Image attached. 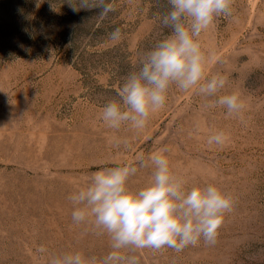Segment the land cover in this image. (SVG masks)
<instances>
[{"label": "rangeland", "instance_id": "obj_1", "mask_svg": "<svg viewBox=\"0 0 264 264\" xmlns=\"http://www.w3.org/2000/svg\"><path fill=\"white\" fill-rule=\"evenodd\" d=\"M115 11H74L80 0H0V264H49L80 252L98 259L107 234L72 221L69 197L96 171L136 162L128 187L152 179L137 158L167 149L174 175L188 188L217 186L233 198L213 246L203 239L177 253H129L139 264H264V0H234L233 15L217 17L199 40L205 77H227L204 97L171 86L165 106L143 129H111L103 106L119 99L126 76L169 30L159 17L167 0H108ZM121 29V39L109 33ZM238 93L240 113L206 107ZM223 131V145L208 144ZM127 140L125 146L122 141ZM117 141H121L117 146ZM43 245L47 251L37 249Z\"/></svg>", "mask_w": 264, "mask_h": 264}, {"label": "clouds", "instance_id": "obj_2", "mask_svg": "<svg viewBox=\"0 0 264 264\" xmlns=\"http://www.w3.org/2000/svg\"><path fill=\"white\" fill-rule=\"evenodd\" d=\"M169 10L159 19L169 34L145 52L138 70L130 72L122 83L119 99L103 106L101 119L111 129L119 130L130 124L143 129L150 116L162 109L171 86L181 91L196 89L204 97L216 96L225 88L227 77L217 73L205 77L206 56L200 36L217 17L233 15L234 0H167ZM74 11L97 9L103 19L115 11L108 0H80ZM119 27L109 33L114 41L121 39ZM222 106L228 115L240 113L244 103L238 93L219 96L206 107ZM227 136L223 131L212 135L208 144L223 145ZM121 141H117V146ZM127 146V140L122 141ZM154 153L146 160L137 158L141 168L152 166L151 182L133 191L129 178L138 168L136 162L96 171L86 188L78 190L69 199L74 206L71 217L79 225L90 223L97 234H107L111 249L103 258L84 256L80 252L51 257L49 264H139L129 253L150 249L158 252L172 249L179 253L188 246H196L201 239L208 246L216 243L225 214L233 207V198L217 186L188 188L170 169L164 154ZM37 251L47 249L41 245Z\"/></svg>", "mask_w": 264, "mask_h": 264}]
</instances>
